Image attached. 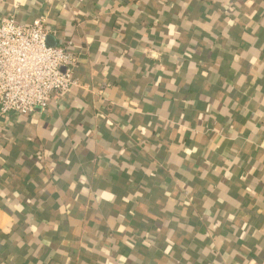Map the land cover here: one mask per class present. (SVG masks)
Instances as JSON below:
<instances>
[{
    "label": "crops",
    "instance_id": "0c3cea01",
    "mask_svg": "<svg viewBox=\"0 0 264 264\" xmlns=\"http://www.w3.org/2000/svg\"><path fill=\"white\" fill-rule=\"evenodd\" d=\"M80 87L0 116V264H264V0H0Z\"/></svg>",
    "mask_w": 264,
    "mask_h": 264
},
{
    "label": "built area",
    "instance_id": "2783aa9c",
    "mask_svg": "<svg viewBox=\"0 0 264 264\" xmlns=\"http://www.w3.org/2000/svg\"><path fill=\"white\" fill-rule=\"evenodd\" d=\"M45 16L30 25L0 19V116L44 112L55 97L80 87L77 57L49 46Z\"/></svg>",
    "mask_w": 264,
    "mask_h": 264
},
{
    "label": "water",
    "instance_id": "95a60500",
    "mask_svg": "<svg viewBox=\"0 0 264 264\" xmlns=\"http://www.w3.org/2000/svg\"><path fill=\"white\" fill-rule=\"evenodd\" d=\"M47 44H48L49 46H51V45H50V38H48V40H47Z\"/></svg>",
    "mask_w": 264,
    "mask_h": 264
}]
</instances>
